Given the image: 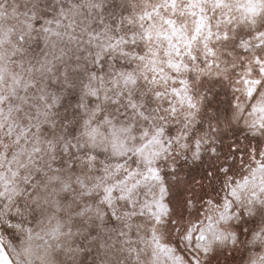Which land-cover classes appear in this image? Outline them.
Masks as SVG:
<instances>
[{"label": "snow or ice", "instance_id": "1", "mask_svg": "<svg viewBox=\"0 0 264 264\" xmlns=\"http://www.w3.org/2000/svg\"><path fill=\"white\" fill-rule=\"evenodd\" d=\"M0 264H264V0H0Z\"/></svg>", "mask_w": 264, "mask_h": 264}]
</instances>
